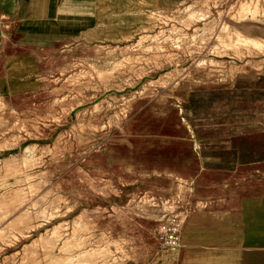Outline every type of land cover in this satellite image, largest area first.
<instances>
[{
	"label": "rangeland",
	"instance_id": "rangeland-1",
	"mask_svg": "<svg viewBox=\"0 0 264 264\" xmlns=\"http://www.w3.org/2000/svg\"><path fill=\"white\" fill-rule=\"evenodd\" d=\"M258 1L0 6V264L202 263L157 238L190 186L167 170L264 191Z\"/></svg>",
	"mask_w": 264,
	"mask_h": 264
},
{
	"label": "crops",
	"instance_id": "crops-1",
	"mask_svg": "<svg viewBox=\"0 0 264 264\" xmlns=\"http://www.w3.org/2000/svg\"><path fill=\"white\" fill-rule=\"evenodd\" d=\"M60 2L0 0V6L7 8L8 14H13L24 3L23 11L30 15L25 20L34 28L37 22L47 21L50 15L58 13L54 6H59ZM61 20L68 22L69 19ZM204 170V166L191 170L185 166L167 170L172 180L180 178L190 185L175 199L181 215H185L186 226L191 220L194 224L188 229L189 239L184 241L195 242L183 246L178 260L181 262L185 251L189 250L187 246L194 256L199 257L201 264H264V191L240 187L238 175L222 181L225 187L233 181L234 188L221 189L222 185L218 184L213 189H203L199 182L204 177ZM192 226H195L193 231Z\"/></svg>",
	"mask_w": 264,
	"mask_h": 264
},
{
	"label": "built area",
	"instance_id": "built-area-1",
	"mask_svg": "<svg viewBox=\"0 0 264 264\" xmlns=\"http://www.w3.org/2000/svg\"><path fill=\"white\" fill-rule=\"evenodd\" d=\"M185 220L179 215H170L157 225L156 235L160 243L169 249L181 246V233Z\"/></svg>",
	"mask_w": 264,
	"mask_h": 264
},
{
	"label": "bare ground",
	"instance_id": "bare-ground-1",
	"mask_svg": "<svg viewBox=\"0 0 264 264\" xmlns=\"http://www.w3.org/2000/svg\"><path fill=\"white\" fill-rule=\"evenodd\" d=\"M257 2H259V1L257 0ZM259 3H260V2H259ZM247 4H248V3H247ZM247 4H245V5H247ZM245 5H244V6H245ZM249 5H250V3H249ZM249 5H248V6H249ZM244 6H243V8H244ZM257 6H258V5H257ZM257 6H256V7H257ZM254 7H255V6H254ZM243 10H244V9H243ZM246 10H247V9H245V11H246ZM241 11H242V10H241ZM253 11H254V8H253ZM260 11H261V10H260ZM255 12H256V11H255ZM255 15H256V14H255ZM175 26H176V25H175ZM183 35H186V34H183ZM179 36H180V35H179ZM240 36H241V35H240ZM176 37H177V36H176ZM238 37H239V34H238ZM244 37H245V36H244ZM244 37L242 36V38H244ZM240 38H241V37H240ZM250 38H251V37H250ZM237 40H238V38H237ZM237 40H236V41H237ZM242 40H243V39H242ZM244 41H245V39H244ZM255 41H256V39H255ZM242 42H243V41H242ZM257 42H258V41H257ZM259 43H260V42H259ZM254 45H255V43H254ZM259 45H260V44H259ZM200 62H201V61H200ZM2 205H3V204H2ZM0 206H1V205H0ZM2 210H3V208H2ZM5 210H6V209H5ZM3 211H4V210H3ZM6 211H7V210H6ZM6 211H5V212H6ZM23 213H24V212H23ZM23 213H22V214H23ZM25 213H26V212H25ZM25 213H24V214H25ZM6 214H8V213L6 212ZM19 215H20V214H19ZM25 215H27V213H26ZM6 216H7V215H6ZM23 216H24V215H22V217H23ZM184 216H185V215H184ZM19 218H20V217H18L17 219H19ZM8 219H9V218H8ZM21 219H23V218H21ZM21 219H20V220H21ZM186 219H187V217H186ZM0 220H1V219H0ZM2 220H3V219H2ZM24 220H25V219H24ZM189 220H190V219H189ZM22 221H23V220H22ZM193 221H194V220H193ZM202 221H203V220H202ZM214 221H215V220H214ZM2 222H4V220H3ZM2 222H1V223H2ZM17 222H18V221H17ZM187 222H188V220H187ZM191 222H192V220H191V221L187 224V226H186V220H185V225H184V227H183V229H182V233H181V241L183 242V244H182L183 246H185L187 243H192V242H193V241H184V240L189 239V237H190V235H191V234H190L189 236H187L188 233H189V232H188V229H189V227L193 224V223H191ZM4 223H5V222H4ZM12 223H13V222H12ZM20 223H21V221H20ZM199 223H200V222H199ZM138 224H139V223H138ZM200 224H201V223H200ZM193 225H194V224H193ZM198 225H199V224H198ZM199 226H200V225H199ZM11 227H12V226H11ZM194 227H195V226H192V231L194 230ZM202 227H203V226H202ZM202 227H201V228H202ZM0 228H1V227H0ZM6 228H7V232H8V231H9V230H8V227H6ZM197 228H198V226H196V229H197ZM1 229H2V228H1ZM9 229H10V228H9ZM4 230H5V229H4ZM12 230H13V229H12ZM1 231H2V230H1ZM151 231H152V229H151ZM3 232H4V231H3ZM211 232H212V231H211ZM5 236H8V235H5ZM3 237H4V236H3ZM0 238H2V236H0ZM196 239H197V238H196ZM199 240H203V239H199ZM78 243H79V242H78ZM68 244H69V243H68ZM70 244H71V243H70ZM80 244L82 245V243H80ZM80 244H78V246H80ZM75 245H76V244H75ZM151 246H153V247L155 246V242H154V241L152 242V245H151ZM66 248H68V247H66ZM66 248H63V249H65V251H66ZM69 248H70V245H69ZM186 248L189 249V252H190V247H187V246H186ZM152 249H153V248H152ZM185 250H186V249H185ZM87 251H88V250H87ZM181 251H182V249L180 250V253H181ZM83 252H84V251H83ZM86 253H87V252H86ZM186 253H187V250L185 251V254H186ZM81 254H84V253H81ZM81 254H80V255H81ZM77 255H79V254H77ZM90 255H91V254H90ZM90 255H89V257H90ZM70 257H71V256H70ZM83 257H85V256H83ZM89 257H85V258H89ZM74 258L76 259V257H74ZM78 258H79V257H78ZM91 258H92V257H91ZM69 259H70V258H69ZM80 259H82V257H81ZM80 259H79V260H80ZM89 259H90V258H89ZM76 260H78V259H76ZM87 260H88V259H86V261H87ZM74 261H75V260H74ZM90 261H91V259H90L89 261H87V264H88ZM72 262H73V261H72ZM72 262H71V263H72ZM77 262H79V261H77ZM77 262H76V264H78ZM73 263H74V262H73ZM73 263H72V264H73ZM80 263H81V262H80ZM90 263H91V262H90ZM69 264H70V263H69Z\"/></svg>",
	"mask_w": 264,
	"mask_h": 264
}]
</instances>
